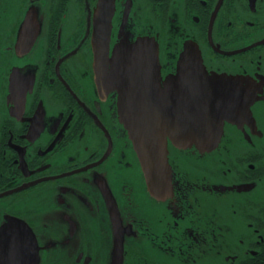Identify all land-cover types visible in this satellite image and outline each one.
<instances>
[{"label": "flooded vegetation", "instance_id": "obj_1", "mask_svg": "<svg viewBox=\"0 0 264 264\" xmlns=\"http://www.w3.org/2000/svg\"><path fill=\"white\" fill-rule=\"evenodd\" d=\"M138 37L154 80L99 83L95 55ZM186 50L227 79L226 118L210 150L167 138L154 189L120 109L195 95ZM0 264H264V0H0Z\"/></svg>", "mask_w": 264, "mask_h": 264}, {"label": "water", "instance_id": "obj_2", "mask_svg": "<svg viewBox=\"0 0 264 264\" xmlns=\"http://www.w3.org/2000/svg\"><path fill=\"white\" fill-rule=\"evenodd\" d=\"M110 15H107L108 21L102 26L106 30H109ZM121 49L130 50V53L121 54L119 53ZM95 57L99 83L111 84L116 81L119 78L118 73L125 72L118 68L126 67L127 64H130V72L133 65L148 66L152 80L159 68L157 43L150 37H138L130 44L121 43L117 48L115 46L110 56L105 50V53H97ZM177 72L189 73L190 76L183 78L184 81L198 79L199 88L195 91V95L182 94L183 100L180 103L179 95L167 94V99H178L179 105H176V101L173 105L168 101L166 106L159 110L131 108L128 101L129 96L125 95L127 103H124L120 109V121L128 130L146 181L154 189L155 186L159 187L160 184H164L165 177L169 179L170 176L167 138L179 148L195 145L200 151L210 150L217 145L222 134L224 118H226V112L218 110L212 101L219 97L213 93L214 91L229 88L227 79L217 74H208L201 64L199 54L194 50H186L181 54L177 62ZM192 97H197L198 100V106H194L193 109L191 102L187 101ZM221 97L223 98L222 95ZM19 256L23 255L19 254Z\"/></svg>", "mask_w": 264, "mask_h": 264}]
</instances>
